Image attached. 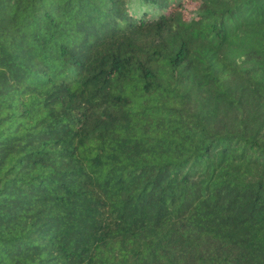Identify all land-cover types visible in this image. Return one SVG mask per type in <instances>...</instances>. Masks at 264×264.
I'll use <instances>...</instances> for the list:
<instances>
[{"label":"trees","instance_id":"16d2710c","mask_svg":"<svg viewBox=\"0 0 264 264\" xmlns=\"http://www.w3.org/2000/svg\"><path fill=\"white\" fill-rule=\"evenodd\" d=\"M0 264H264V0H0Z\"/></svg>","mask_w":264,"mask_h":264}]
</instances>
